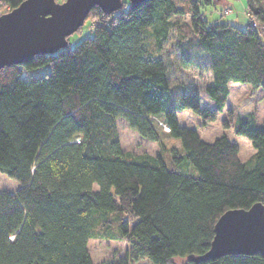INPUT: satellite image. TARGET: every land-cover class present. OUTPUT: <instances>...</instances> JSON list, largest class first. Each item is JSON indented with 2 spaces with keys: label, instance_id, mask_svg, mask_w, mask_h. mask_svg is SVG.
I'll return each mask as SVG.
<instances>
[{
  "label": "trees",
  "instance_id": "obj_1",
  "mask_svg": "<svg viewBox=\"0 0 264 264\" xmlns=\"http://www.w3.org/2000/svg\"><path fill=\"white\" fill-rule=\"evenodd\" d=\"M24 1L0 0L10 11ZM122 1L112 14L92 9V37L0 70V173L20 185L0 192V264H94L93 238L127 243L102 264H264L261 254L190 260L210 250L224 213L264 204V121L252 127L250 113L226 124L254 147L248 165L228 135L206 142L178 120L192 111L202 127L215 122L230 83L264 90V0H245L244 29L207 21L201 7L213 0ZM173 31L182 67L205 59L214 109L172 87L159 53ZM118 120L159 153H125Z\"/></svg>",
  "mask_w": 264,
  "mask_h": 264
},
{
  "label": "rangeland",
  "instance_id": "obj_2",
  "mask_svg": "<svg viewBox=\"0 0 264 264\" xmlns=\"http://www.w3.org/2000/svg\"><path fill=\"white\" fill-rule=\"evenodd\" d=\"M66 0H56L57 3H63ZM202 14L209 22L219 21L220 23H228L244 29L250 21L248 14L245 11V0H221L215 1L212 5H203L201 7ZM10 12V8L0 2V16ZM173 23L179 22L184 24L190 23V18L174 17ZM97 22L87 18L81 30L69 37V44L74 47L86 37L94 35V29ZM176 31L169 35V39L163 45V50L159 56L165 61L169 71L171 85L174 88L184 90L186 94L197 92L201 97V105L203 108L214 109V102L208 97L205 88L211 84V73L206 68L205 59L193 56V65L189 68H184L180 63L182 53L178 49ZM24 77L37 78L42 77L50 72V68L37 69L26 71ZM230 95L228 97L226 109L218 114L217 120L211 124L203 125V120L196 116L192 111H183L178 113L180 125L188 128H196L199 130L201 137L206 142H212L222 135L236 142L240 150V158L242 161L250 165L255 149L249 139L244 136H236L231 128L226 127V124L231 126L235 124L239 117H245L252 114V127L261 124L264 121V90H259L252 94V88L239 83H230ZM118 134L122 150L132 155L139 156H156L160 151V145L156 142H151L142 139L138 133L130 129L124 120L117 121ZM168 133V128L165 127ZM168 148L173 146L179 147L178 141L170 138H164ZM20 188L16 180L10 179L0 173V192H15ZM98 187H95L97 190ZM127 243L124 241L104 240L93 238L89 240L88 250L94 264H102L108 261L117 260L124 256ZM176 264H183L185 261L176 259Z\"/></svg>",
  "mask_w": 264,
  "mask_h": 264
},
{
  "label": "water",
  "instance_id": "obj_3",
  "mask_svg": "<svg viewBox=\"0 0 264 264\" xmlns=\"http://www.w3.org/2000/svg\"><path fill=\"white\" fill-rule=\"evenodd\" d=\"M147 0H129L135 8ZM221 1V0H213ZM94 7L112 14L123 7L122 0H25L0 16V70L24 65L38 55L65 49L68 38L85 24ZM210 250L190 258L195 263L224 256L264 255V204L224 213L214 228Z\"/></svg>",
  "mask_w": 264,
  "mask_h": 264
}]
</instances>
